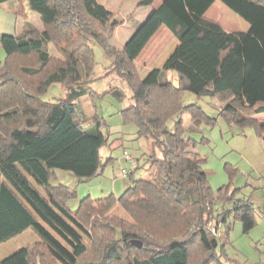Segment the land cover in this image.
Masks as SVG:
<instances>
[{
	"label": "trees",
	"instance_id": "trees-1",
	"mask_svg": "<svg viewBox=\"0 0 264 264\" xmlns=\"http://www.w3.org/2000/svg\"><path fill=\"white\" fill-rule=\"evenodd\" d=\"M17 1L22 30L0 36L5 55L0 61V244L26 230L38 242L0 264H190L194 248L198 264L218 262L219 236L210 233V221L219 226L232 217L247 233L255 225V209L250 198L236 197L237 189L229 184L212 190L204 159L193 152L186 132L214 119L196 104L184 105L182 98L190 92L217 99L220 115L230 125L253 126L264 148V119L256 117L264 114V0H219L247 22L244 31L226 30L205 15L216 0H162L135 25L120 50L107 39L119 23L109 22L111 13L102 6L89 13L90 0ZM26 6L39 15L42 29L29 21ZM161 27L176 46L162 68L141 79L134 62ZM91 40L113 58L108 73L131 92L109 90L119 103L129 102L120 111L122 123L134 125L137 137L153 146L146 178H134L138 166L122 169L131 183L121 195L86 196L71 209L68 202L76 192L56 181L55 170L84 181L110 161L102 163L100 156L108 141L104 121L87 117L79 101L95 93L90 87L95 66ZM54 83L65 88V95L44 101L42 93ZM184 113L191 117L187 129ZM217 202L230 207L215 215ZM115 205L131 221L106 217Z\"/></svg>",
	"mask_w": 264,
	"mask_h": 264
},
{
	"label": "rangeland",
	"instance_id": "rangeland-1",
	"mask_svg": "<svg viewBox=\"0 0 264 264\" xmlns=\"http://www.w3.org/2000/svg\"><path fill=\"white\" fill-rule=\"evenodd\" d=\"M152 1L154 5H159L162 0ZM147 2L148 0H90L87 9L92 14L102 6L111 13L109 22L116 20L119 24L107 32L109 35H106L111 46L120 50L133 33L135 25L141 22L148 13L147 11L153 7ZM207 11H209L208 15L210 14L209 18L219 22L226 30L244 31L248 28L245 20L219 0H216ZM31 21L38 24L42 22L38 15L31 18ZM176 43L173 35L161 27L134 62L138 76L144 79L153 69L162 68L173 52ZM89 44L93 50L95 61V66L90 74V80H93L90 87L95 93L83 96L79 101L87 117L96 115L104 121L103 132L107 134L108 141L101 148L100 156L102 163L107 158H110V161L102 167V172L99 175L84 181H79L68 171L55 170L56 181L67 185L76 192V197L68 202L71 209H75L78 201L86 196L98 199L110 194L115 197L121 195L131 183L128 176L121 173L122 169L129 172L138 166L134 178H146L148 176L145 171L146 157L153 146L150 140L137 137L134 125L122 123L120 111L128 106L129 102L125 100L119 103L109 93V90L117 87L127 96L131 92L115 73H108L113 58L106 55L96 42L91 40ZM2 55L1 61L5 55L0 47V57ZM167 75L172 77L169 73ZM65 91V88L60 84H50L42 93L41 98L44 101L53 102L63 97ZM182 103L184 105L196 104L206 116L214 119L213 124L202 123L196 131L186 132L187 136L191 138L193 152L204 159L202 167L212 190L216 192L218 188L229 184L232 189H237L236 197L250 198L255 209V225L247 233L243 232L240 221L232 217L228 218L226 223H220L219 226L215 220L210 221L209 226L215 229L216 235L219 236L215 248L219 261L211 264H264V148L261 140L257 137L255 128L251 125H230L220 115L221 104L215 98L196 96L185 92ZM256 117L261 121L264 119V114ZM182 121L183 126L187 129L191 122L190 115L184 113ZM172 124L173 121L170 120L168 125L172 127ZM124 151L132 155L135 161L124 160ZM155 151L159 155V151ZM27 178L34 189L45 196L44 189L37 185L31 177L27 176ZM229 207V204L217 202L214 214L217 215L222 208ZM106 217L131 221L117 205L108 210ZM210 233L213 231L211 230ZM33 234L35 235L31 230H27L25 233L0 244V259L21 247H29L38 242V240L30 239L29 235ZM82 242L87 247L90 246L86 235H82ZM198 262V249L194 248L190 264H198Z\"/></svg>",
	"mask_w": 264,
	"mask_h": 264
},
{
	"label": "crops",
	"instance_id": "crops-1",
	"mask_svg": "<svg viewBox=\"0 0 264 264\" xmlns=\"http://www.w3.org/2000/svg\"><path fill=\"white\" fill-rule=\"evenodd\" d=\"M152 5H153V7H151L149 9V11H147L148 13L150 12V10L152 8L158 6V5H154V3H152ZM17 6H18V1L17 0H8V1H5L3 3H0V36L5 35V34H7V35H13V34H16V33L20 32L22 30V24L23 23L21 21H18L16 15H15ZM26 10L28 11L29 21L31 23H33L37 28L42 29L43 28V22H41V24H38L36 22L31 21V18L37 17V14L34 13V12H32L29 9L28 6H26ZM209 11H206L205 12V15H207L208 17L210 16V14L208 15V12ZM147 14H146V16H147ZM0 58H3V55ZM0 61H1V59H0ZM26 231H24L23 233H25ZM23 233H21V234H23ZM29 237H30L31 240H34V241H37L38 240L37 236L34 235V234L33 235H29Z\"/></svg>",
	"mask_w": 264,
	"mask_h": 264
},
{
	"label": "built area",
	"instance_id": "built-area-1",
	"mask_svg": "<svg viewBox=\"0 0 264 264\" xmlns=\"http://www.w3.org/2000/svg\"><path fill=\"white\" fill-rule=\"evenodd\" d=\"M123 156H124V158H125L127 161H130V162H131V161L133 160L132 156H130V155L127 154L126 152H124ZM122 173H123V174L125 173L124 170H122ZM211 230L213 231V234H216L215 229L211 228Z\"/></svg>",
	"mask_w": 264,
	"mask_h": 264
},
{
	"label": "water",
	"instance_id": "water-1",
	"mask_svg": "<svg viewBox=\"0 0 264 264\" xmlns=\"http://www.w3.org/2000/svg\"><path fill=\"white\" fill-rule=\"evenodd\" d=\"M138 247L140 246V243L139 242H134Z\"/></svg>",
	"mask_w": 264,
	"mask_h": 264
}]
</instances>
